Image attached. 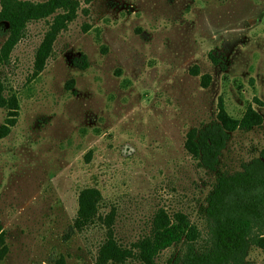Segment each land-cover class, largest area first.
<instances>
[{
  "label": "rangeland",
  "instance_id": "rangeland-1",
  "mask_svg": "<svg viewBox=\"0 0 264 264\" xmlns=\"http://www.w3.org/2000/svg\"><path fill=\"white\" fill-rule=\"evenodd\" d=\"M52 1L9 50L0 21V264H173L184 243H138L187 219L202 246L216 178L264 148V0ZM212 123L208 171L192 137Z\"/></svg>",
  "mask_w": 264,
  "mask_h": 264
},
{
  "label": "trees",
  "instance_id": "trees-1",
  "mask_svg": "<svg viewBox=\"0 0 264 264\" xmlns=\"http://www.w3.org/2000/svg\"><path fill=\"white\" fill-rule=\"evenodd\" d=\"M52 5V0L46 3L3 0L0 21L8 25L3 49H11L21 37L26 23L45 16ZM73 64L81 69L87 65L84 57L74 60ZM249 114H253L250 107L240 127L251 126ZM227 140L228 132L220 123L198 130L192 137V143L199 165L213 171ZM92 193L87 190L83 197L86 209L90 210L94 200ZM202 212L207 230L202 246L196 247L194 242L189 241L196 228L187 219H180L173 225H154L153 234L138 243L142 257L151 261L158 251L182 242L185 244L184 252L173 264H249L247 251L259 244L264 235V148L241 170L216 178Z\"/></svg>",
  "mask_w": 264,
  "mask_h": 264
}]
</instances>
